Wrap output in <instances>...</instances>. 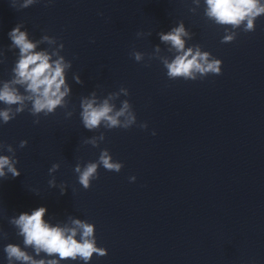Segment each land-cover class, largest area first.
<instances>
[{"label":"clouds","instance_id":"9594fccd","mask_svg":"<svg viewBox=\"0 0 264 264\" xmlns=\"http://www.w3.org/2000/svg\"><path fill=\"white\" fill-rule=\"evenodd\" d=\"M38 2L39 0H12L11 6L17 10L26 9ZM192 3L195 7L190 8V11L195 13L201 0H192ZM204 5V15L225 29L221 43L233 42L237 36V29H242L244 32L255 31L257 18L264 15V0H204ZM23 27L22 24H17L8 33L11 40L9 51L18 49L19 55L12 69V78L0 81V103L5 105L0 108V121L4 124L25 110L39 117L40 114L48 116L55 113L58 107L67 108L66 98L71 93L66 74L71 69L72 62L60 54L64 44H58L55 37L48 35L33 41L29 39L27 30H21ZM136 35L141 37L145 34L138 32ZM158 36L162 43L170 46L169 52H174L171 59L167 56L156 57L166 68L169 79L183 78L195 81L209 74H222L220 59L213 57L208 51H202L199 45L186 47V39H192V33L186 30L182 21L166 33L159 32ZM40 44H47L50 47L38 50ZM155 52H160L159 46H156ZM131 56L136 62H141L145 58L144 53L135 50L132 51ZM151 59L153 57L150 55L149 60ZM73 79L77 84L84 83L79 75H74ZM121 95L128 96L130 93L127 88L121 87L119 91L109 93L102 99L97 96L96 91L91 92L89 96L81 97L80 116L84 128L88 131H97L103 126L108 130L115 128L127 130L136 125V114L129 100L121 101L117 108L115 101ZM72 115L71 111L66 112L67 117ZM34 123L38 124L39 119L34 120ZM138 126L141 129L148 127L147 123ZM152 135H156L155 131ZM104 140L105 135L101 132L99 136H92L83 142L99 147ZM27 144V140H21L19 147L24 148ZM5 150L12 155H0V178H7L9 173L12 178L18 177L21 173L16 167L18 160L15 158V149L10 144L0 142V151ZM100 166L107 171L119 173L124 165L114 161L106 148L101 150L97 161L88 162L84 166L77 163L74 171L78 174V181L84 189H89L91 182L98 179ZM59 167L58 163L52 164L49 174L55 173ZM135 180V176L129 177L130 182ZM49 185L56 186L54 176L49 180ZM46 212L47 208L41 206L31 213L23 212L10 218L9 223L17 229V234L23 237L24 247L8 243L3 249L7 264H61V261L67 260H80L84 264H89L93 254L100 257L107 255L106 248L97 246L94 224L86 220L71 219V226L52 225L45 220ZM3 236L6 238L7 234L3 233ZM28 248H31L35 255L29 253L26 250ZM42 253L45 258H36Z\"/></svg>","mask_w":264,"mask_h":264}]
</instances>
